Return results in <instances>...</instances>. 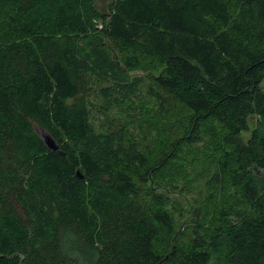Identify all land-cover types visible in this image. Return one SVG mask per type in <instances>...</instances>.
Listing matches in <instances>:
<instances>
[{"label": "trees", "instance_id": "16d2710c", "mask_svg": "<svg viewBox=\"0 0 264 264\" xmlns=\"http://www.w3.org/2000/svg\"><path fill=\"white\" fill-rule=\"evenodd\" d=\"M146 63L185 119L96 129ZM263 81L264 0H0V264H264ZM199 146L211 204L178 228L156 190Z\"/></svg>", "mask_w": 264, "mask_h": 264}, {"label": "rangeland", "instance_id": "374dc122", "mask_svg": "<svg viewBox=\"0 0 264 264\" xmlns=\"http://www.w3.org/2000/svg\"><path fill=\"white\" fill-rule=\"evenodd\" d=\"M109 1L97 0L100 5H104ZM152 74L148 63L144 65V69L131 72L129 74L130 79H140L136 92L129 100H124L120 105L112 107L106 114L103 113L102 107L101 109L99 107L100 104L103 106L102 98L100 99L96 94L91 96L90 120L94 127L98 130H104L110 126V123L120 122L127 127L132 137L146 142L149 135L142 133L141 126H150V132L152 133L157 128L162 127L165 124L164 122L171 120L177 125L184 120L186 114L184 109L172 103L162 107L153 96L152 92L156 91V88L152 81ZM261 88L264 91V81L261 83ZM252 126L253 124L250 123L251 128ZM163 135L165 134L163 133ZM241 137L246 141L249 133L243 132ZM182 153L183 157L188 160L185 167L182 168V176L176 177L175 173V175H171L170 181L174 180L177 185L184 186L183 191H181L182 188L173 191L153 190L167 193L171 201L169 208L173 212L176 226L186 229L194 219V209H205L206 212L211 204V202L208 203L207 201L209 194L207 179L214 170L213 157L217 153L213 147L210 150H205L201 146L198 147V150H185ZM177 173H179L178 170Z\"/></svg>", "mask_w": 264, "mask_h": 264}, {"label": "water", "instance_id": "95a60500", "mask_svg": "<svg viewBox=\"0 0 264 264\" xmlns=\"http://www.w3.org/2000/svg\"><path fill=\"white\" fill-rule=\"evenodd\" d=\"M37 132L39 133L40 137L42 138L44 144L47 146L48 149L55 151L58 149V145L53 140V138L42 128L37 127Z\"/></svg>", "mask_w": 264, "mask_h": 264}]
</instances>
